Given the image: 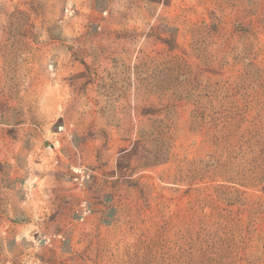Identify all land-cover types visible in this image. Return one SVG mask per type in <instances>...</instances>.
<instances>
[{
    "label": "rangeland",
    "instance_id": "obj_1",
    "mask_svg": "<svg viewBox=\"0 0 264 264\" xmlns=\"http://www.w3.org/2000/svg\"><path fill=\"white\" fill-rule=\"evenodd\" d=\"M0 264H264V0H0Z\"/></svg>",
    "mask_w": 264,
    "mask_h": 264
},
{
    "label": "trees",
    "instance_id": "obj_2",
    "mask_svg": "<svg viewBox=\"0 0 264 264\" xmlns=\"http://www.w3.org/2000/svg\"><path fill=\"white\" fill-rule=\"evenodd\" d=\"M162 124H164V123H161V130L163 131V129H165V127L162 128V127H163ZM167 131H169V128H168ZM160 134H161V136H165V133H162V132H161ZM165 154H166V150H165V148H164V146H163V143H162V145L160 146V148H159V150H158V153H157V158H158V160H159V161H163V160H165Z\"/></svg>",
    "mask_w": 264,
    "mask_h": 264
},
{
    "label": "built area",
    "instance_id": "obj_3",
    "mask_svg": "<svg viewBox=\"0 0 264 264\" xmlns=\"http://www.w3.org/2000/svg\"><path fill=\"white\" fill-rule=\"evenodd\" d=\"M81 181L83 182V178H81ZM83 205L86 206V201H83Z\"/></svg>",
    "mask_w": 264,
    "mask_h": 264
}]
</instances>
